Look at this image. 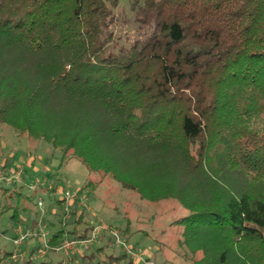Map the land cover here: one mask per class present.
Wrapping results in <instances>:
<instances>
[{"label": "trees", "instance_id": "1", "mask_svg": "<svg viewBox=\"0 0 264 264\" xmlns=\"http://www.w3.org/2000/svg\"><path fill=\"white\" fill-rule=\"evenodd\" d=\"M127 1L122 40L119 0H0V123L177 199L198 264H228L236 243L264 247V0Z\"/></svg>", "mask_w": 264, "mask_h": 264}, {"label": "rangeland", "instance_id": "2", "mask_svg": "<svg viewBox=\"0 0 264 264\" xmlns=\"http://www.w3.org/2000/svg\"><path fill=\"white\" fill-rule=\"evenodd\" d=\"M114 14L116 35L131 38L130 1L119 0ZM0 175V264H198L203 257L184 242L183 219L190 212L177 199L144 200L111 178L90 174L73 157L62 161L61 153L46 142L20 136L1 123ZM20 185L24 188L18 189ZM18 190L20 195L13 193ZM86 228L97 229L94 241L60 248ZM15 229L32 235L19 247L13 244ZM41 231L44 240L38 236ZM59 232L60 240L50 244ZM242 259L264 264V247L236 243L228 264Z\"/></svg>", "mask_w": 264, "mask_h": 264}, {"label": "built area", "instance_id": "3", "mask_svg": "<svg viewBox=\"0 0 264 264\" xmlns=\"http://www.w3.org/2000/svg\"><path fill=\"white\" fill-rule=\"evenodd\" d=\"M65 196L68 197L69 193H65ZM38 205H41V203L39 202ZM96 228L92 231V234L90 235L89 239L87 240H68V241H63L62 245H61V249H65V250H72L73 248H75L76 246H82L85 245L86 243L92 242L94 241L95 237H96ZM32 235L29 234L28 232H23L21 230H16L15 232V237L13 238V244L15 247H19L27 238H30ZM38 236H40L43 240L45 237V233L43 231H41V233H38ZM45 247H49L47 244V241H45Z\"/></svg>", "mask_w": 264, "mask_h": 264}, {"label": "crops", "instance_id": "4", "mask_svg": "<svg viewBox=\"0 0 264 264\" xmlns=\"http://www.w3.org/2000/svg\"><path fill=\"white\" fill-rule=\"evenodd\" d=\"M17 229H15V232H16Z\"/></svg>", "mask_w": 264, "mask_h": 264}]
</instances>
